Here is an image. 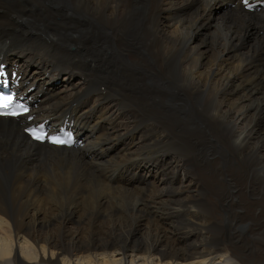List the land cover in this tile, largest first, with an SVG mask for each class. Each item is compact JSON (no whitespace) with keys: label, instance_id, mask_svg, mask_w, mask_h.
I'll return each instance as SVG.
<instances>
[{"label":"bare ground","instance_id":"bare-ground-1","mask_svg":"<svg viewBox=\"0 0 264 264\" xmlns=\"http://www.w3.org/2000/svg\"><path fill=\"white\" fill-rule=\"evenodd\" d=\"M226 3L0 0L31 123L83 143L0 122V264H264V14Z\"/></svg>","mask_w":264,"mask_h":264},{"label":"rangeland","instance_id":"rangeland-1","mask_svg":"<svg viewBox=\"0 0 264 264\" xmlns=\"http://www.w3.org/2000/svg\"><path fill=\"white\" fill-rule=\"evenodd\" d=\"M206 32H208L209 30H205ZM209 34H211V31H209L208 32ZM252 40V39H251ZM254 41H256L257 42V37L255 38L254 37V39H253ZM59 48V52H58V59H60V62L58 63V65H63L64 63H63V61H61L63 58H65V57H67V54H66V52L63 50V47L62 46H59L58 47ZM69 49V48H68ZM74 53H76V52H74ZM62 76H64L65 77V75H62ZM60 79V78H59ZM62 79V78H61ZM64 79V78H63ZM62 79V80H63ZM74 81H76L77 82V79H75ZM73 81V82H74ZM63 83H64V81H63ZM3 141V139H1L0 140V142H2ZM176 186H179L178 184L176 185ZM169 224V222L167 221V219H166V221H164V226H166V225H168Z\"/></svg>","mask_w":264,"mask_h":264},{"label":"snow or ice","instance_id":"snow-or-ice-1","mask_svg":"<svg viewBox=\"0 0 264 264\" xmlns=\"http://www.w3.org/2000/svg\"><path fill=\"white\" fill-rule=\"evenodd\" d=\"M7 114V113H6ZM11 115H16L17 113H15V112H13V113H10ZM33 136L36 138V139H38V140H40V139H43V136L42 135H40V134H38L37 132H35V131H33ZM54 143H64V141H62V140H54L53 141Z\"/></svg>","mask_w":264,"mask_h":264}]
</instances>
